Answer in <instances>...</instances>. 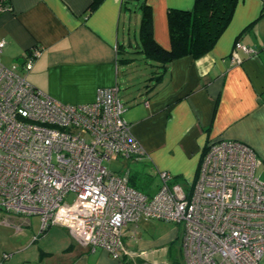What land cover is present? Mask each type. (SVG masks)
Instances as JSON below:
<instances>
[{"label":"built area","instance_id":"1","mask_svg":"<svg viewBox=\"0 0 264 264\" xmlns=\"http://www.w3.org/2000/svg\"><path fill=\"white\" fill-rule=\"evenodd\" d=\"M235 49L253 51L242 41ZM40 54L35 47L19 63H0V211L38 215L44 228L62 225L113 258L125 247L128 225L170 221L183 226L185 264H261L264 180L250 145L217 140L203 152L192 184L166 170L154 193L144 192L131 185L127 170L105 165L114 157L145 156L119 88H98L89 103L58 101L27 79ZM233 62L241 60L235 56ZM71 193L75 199L69 203ZM11 258L4 253L2 264Z\"/></svg>","mask_w":264,"mask_h":264},{"label":"crops","instance_id":"2","mask_svg":"<svg viewBox=\"0 0 264 264\" xmlns=\"http://www.w3.org/2000/svg\"><path fill=\"white\" fill-rule=\"evenodd\" d=\"M93 1L10 0L9 6H0V42H4L0 63L11 66L33 48H41L27 79L68 104L93 102L98 88L117 86L126 105L125 117L145 152L138 162L146 175L147 168L155 170L157 177L167 170L190 185L203 152L223 138L250 145L264 170V0H240L228 28L204 56L174 60L159 79L154 78L159 61L147 59V65L154 67L151 74L128 78L124 86L121 64L133 62L137 55L146 56L140 39L145 6L151 10L155 40L169 49L168 9H191L195 0H101L91 9ZM237 41L253 51L235 49ZM235 56L241 62L234 63ZM153 189L149 190L157 188ZM1 212V220L31 222V216ZM142 221L125 227L127 247L129 241L150 252L167 247L181 235L176 227L159 239L145 240ZM63 245L72 254L66 264H122L104 249L86 246L71 232ZM4 253L12 254L11 264H31L22 253Z\"/></svg>","mask_w":264,"mask_h":264},{"label":"rangeland","instance_id":"3","mask_svg":"<svg viewBox=\"0 0 264 264\" xmlns=\"http://www.w3.org/2000/svg\"><path fill=\"white\" fill-rule=\"evenodd\" d=\"M135 59L136 60L129 64L124 63L120 66V81L122 86H124L122 82H125L126 79L134 78L141 73L150 75L151 71L154 69V67L150 68L149 65H147L146 56L137 55ZM149 64H151V62H149ZM127 69L128 74L126 75L128 76L125 77L126 75L123 74V70ZM141 83H143V80ZM127 87L128 86H126V88ZM120 96L122 97L121 94ZM138 161L139 160H134L133 158L127 161L122 158L114 157L112 161L105 162V165L111 171H118L119 169L127 168L126 170L131 175L132 171L142 170L143 165ZM162 171L158 173V177ZM146 172L151 176L153 184L152 189L157 188L159 179L155 170L152 168H147ZM258 174H260L261 178L264 180L263 168L258 169ZM143 191L150 194L154 193L153 191L147 190V187L144 188ZM74 199L75 195L71 193L67 196L66 201L72 203ZM1 213L5 215L4 212ZM2 218V220L0 219V259L2 257L3 251L22 253L21 255H23V257H28L27 259L31 264H38L40 259L43 261L41 262L42 264H66V262L71 259L70 256L72 254L67 251L68 246L63 245V242L66 240V236H68L70 232L68 228L57 224L44 228L42 226L41 217L38 215L30 217L31 222L29 225L26 222L24 223L17 220L7 222L5 220L7 218ZM176 227L179 228L182 235L183 226L181 225L158 219L143 220L141 223V237H143L145 240L153 241L154 239H159L161 236L170 234L173 230H175ZM42 228H48V230L45 231ZM32 231L34 232L32 233ZM36 235L41 236H39L36 241H33L36 238ZM181 235L174 243H170L167 247H165V245L163 247H157L150 252H147L149 249L146 250L143 248H138L137 245L134 246L128 241V247L125 245L118 259L121 260L123 257H126V259L133 260L135 264H185L182 253ZM26 243H28V245L24 248L23 252H21V247H24ZM12 246H14L15 249H12ZM40 248H43L42 251L44 252H41ZM261 264H264V258L261 260Z\"/></svg>","mask_w":264,"mask_h":264},{"label":"trees","instance_id":"4","mask_svg":"<svg viewBox=\"0 0 264 264\" xmlns=\"http://www.w3.org/2000/svg\"><path fill=\"white\" fill-rule=\"evenodd\" d=\"M100 1L94 0L91 9H94ZM239 1L195 0L191 9L169 8L167 15L169 49H165L155 40L151 10L146 5L140 28V39L142 51L147 59L159 61L158 68L154 70L156 73L154 78H161L176 59L184 56H192L196 59L210 52L231 23ZM9 5L10 0H0L1 7ZM254 23L255 21L251 22L247 28L250 29ZM149 176L142 171H132L131 185L140 190L146 187L149 190L153 185ZM177 181L180 182V178H177ZM121 261L122 264H135L133 260L126 257H123Z\"/></svg>","mask_w":264,"mask_h":264}]
</instances>
